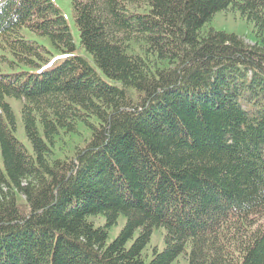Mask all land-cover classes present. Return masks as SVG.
Masks as SVG:
<instances>
[{"label":"trees","instance_id":"16d2710c","mask_svg":"<svg viewBox=\"0 0 264 264\" xmlns=\"http://www.w3.org/2000/svg\"><path fill=\"white\" fill-rule=\"evenodd\" d=\"M71 2L90 58L52 0L0 1L19 63L49 59L24 27L66 54L0 72V264H264V0ZM229 8L253 45L205 30ZM81 127L86 143L58 155Z\"/></svg>","mask_w":264,"mask_h":264},{"label":"rangeland","instance_id":"374dc122","mask_svg":"<svg viewBox=\"0 0 264 264\" xmlns=\"http://www.w3.org/2000/svg\"><path fill=\"white\" fill-rule=\"evenodd\" d=\"M1 1V0H0ZM53 3L60 9L61 13L65 17L70 31L73 35L74 42L76 43V51L75 53L84 55L90 58L89 54L81 47L80 45V31L77 26L74 9L71 0H52ZM210 29L225 31L228 33H235L238 36L242 37L247 44L253 45L255 43V33H254V25L252 22L248 21L244 17L241 16V13L234 9L229 8L227 10L220 11L215 14L212 21L206 27V31ZM22 34L25 38L29 40L38 41L40 44L46 46L48 52V60L42 61V67L37 65H27L25 63H19L18 60L15 59V56L9 49H5L0 46V72L2 73H12V72H39L41 70H47L52 65H56L61 62V60L66 56V54L60 51L51 41V39L46 35L38 34L32 31L28 27H24L22 29ZM12 62H16L17 65L13 66ZM132 97L136 98L139 95L137 93L132 92L130 94ZM12 106L15 108V112L18 119V127H17V137L22 140L26 145L28 141L23 131V125L21 120L20 107L22 109V105L18 100L11 99ZM88 130L81 127L78 132L74 135H69L63 139L64 144H58L56 146V152L58 155L64 154L68 152L69 156H72L74 152L73 148L79 144V146H83L86 142L85 140L90 138L88 135ZM2 162V161H1ZM95 224L98 226H104L105 218L103 216H98L93 218ZM126 224V216L122 215L117 224L113 225L109 229V239L108 242L114 240L124 225ZM139 231L136 232L135 236ZM134 236V237H135ZM132 241H130L131 243ZM129 243V244H130ZM166 246L164 240V229H156L151 237L150 243L148 244L147 249L145 250V254L149 255V258L152 256L155 249L162 251ZM174 264H188V258L186 253L182 254Z\"/></svg>","mask_w":264,"mask_h":264}]
</instances>
